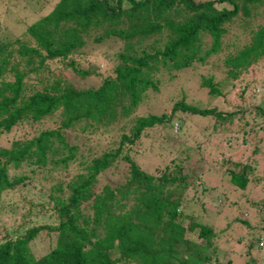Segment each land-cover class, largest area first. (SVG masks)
Segmentation results:
<instances>
[{"label": "trees", "instance_id": "trees-1", "mask_svg": "<svg viewBox=\"0 0 264 264\" xmlns=\"http://www.w3.org/2000/svg\"><path fill=\"white\" fill-rule=\"evenodd\" d=\"M30 1L15 0L26 16ZM40 10L18 34L0 22V199L44 183L28 202L46 221L0 228V264H232L238 241L243 264H264V195L242 198L235 221L246 228L230 248L188 208L204 210L211 190L218 204L236 189H264L260 147L231 158L238 132L245 145L255 125L264 130V0H55ZM194 65L213 70L198 76L208 96L238 84L260 92L258 103L224 111L180 98L170 111L145 110L161 73ZM184 115L207 120L198 134L211 160L197 155L199 140L197 153L151 140L160 128L188 138ZM39 236L48 248L35 255Z\"/></svg>", "mask_w": 264, "mask_h": 264}, {"label": "rangeland", "instance_id": "rangeland-1", "mask_svg": "<svg viewBox=\"0 0 264 264\" xmlns=\"http://www.w3.org/2000/svg\"><path fill=\"white\" fill-rule=\"evenodd\" d=\"M55 0H31V12H33L32 16H26L25 15V8L17 4L15 0H2V5L0 6V15L2 14L1 18V26L4 28L5 31H10L13 34H18L20 31L24 29V27L29 24L36 16L38 15L35 10H38L40 8L41 12L48 11ZM29 2V3H30ZM34 3V5H33ZM33 5V6H32ZM87 65V63H86ZM213 71L212 68L202 66V65H194L193 67H189L188 69H182L179 71H173L171 72V75L167 72L161 73V83L159 90L156 92H150L148 94V97L145 98L143 101L145 104L143 105L145 107V110L152 111L155 113H160L161 111H170L171 106L173 102L177 99L183 98L185 102L192 103L194 105H198L200 107H211L216 106L218 109L229 111L233 110L237 107H250L253 103H258V97L261 96V93H257L255 91L252 92L250 90H247L246 92H241V87L237 84L235 87L233 86L231 88L230 84L223 87L222 86V94L220 96H208L206 93V88L199 87L198 82V76L200 74H207L209 72ZM264 71V70H263ZM68 76L71 75L69 71L65 72ZM251 77H254L255 80H257L260 76L259 74H252ZM260 79V78H259ZM252 85L249 84V88ZM257 87V86H255ZM260 87V86H258ZM264 99L260 101L261 104L264 105ZM188 124H191L192 127H190L189 130V136L188 138H182V137H174L170 133L166 132L164 129H156L155 132L152 134L151 140L154 141L155 145L158 148H161V146L166 147L165 152L169 151L168 147L174 146L173 144H178L179 148L176 150H173V152L179 151L180 148H184L186 146H192L190 150L192 152L197 153V150L193 147L197 142L200 143L202 149L200 153L197 155H201V157L207 158L206 161L211 160L213 157V148L206 147L205 150L203 149V145L201 144L204 140L202 136H199L198 132L204 127V124L206 123V119H196L192 118V116L184 115V117ZM246 118L248 120H251V128L254 126L253 120L251 119L250 115L247 113V111H244L243 119ZM212 119V118H211ZM242 119V121H243ZM242 121H237L236 125L239 128L245 127L249 128V126L243 125ZM207 126V124H206ZM258 125L254 126V130L249 131L247 142L248 144L243 145L240 141L241 137V131L238 132V136L236 137V141L239 142V146L237 144L233 145V149L235 148L234 152L231 154V158H233L236 161L245 160V158L248 159L250 157V149L257 147L261 149L260 154L258 155V159L262 161L258 168H256V172L260 175H262V169H264V149L262 146H264V130L257 127ZM177 125L174 124L173 128H176ZM208 129V128H207ZM209 131V130H207ZM205 131V132H207ZM150 140V141H151ZM199 140V141H198ZM224 140V139H223ZM4 140H2L3 142ZM186 143V144H185ZM234 143V140L232 141ZM236 143V142H235ZM189 148V147H188ZM199 152V151H198ZM197 155H194L196 157ZM147 158L144 160V165L146 168H150V165L146 162ZM213 163V162H212ZM263 166V167H262ZM74 171H67L62 172L61 174L66 175L67 173L73 174ZM56 174L54 173L53 176ZM58 175V174H57ZM41 182L38 183V187L43 186ZM34 187V186H33ZM28 188L25 190V188H21L18 190L19 192H16L14 198L8 199L6 196L4 199H0V228H3L5 225H9L10 223L14 221V223L19 224L20 221H22V217L25 220L24 225H31L35 223H44L46 221L45 219L42 220V218H39V220L33 219V214H31V210H35L34 206L31 208L29 207V201L34 199L35 192L38 189L37 185L33 188ZM222 188V187H221ZM223 189V188H222ZM230 191V190H229ZM233 193H229L228 197L224 201H216L218 204L212 203V197L216 196V190L210 191L209 195L212 197H206L204 210H201V206L199 201L197 202H189V207L192 208L195 211V214L199 215L201 220L208 222L214 226V229L218 232V236L216 238V241L227 248H230L231 242L229 241L231 238L234 240L235 237H237L243 230L246 228L239 221H235V216L239 215L241 213L240 211L242 208H244L243 200L242 198L244 195L249 194V196H245L248 199H252L254 196H262L264 195V189H258V190H247V191H239L236 189L235 191H232ZM251 193H253V197L251 196ZM252 197V198H251ZM255 198V197H254ZM211 199V200H210ZM214 199V198H213ZM238 200L240 202L239 204H233V201ZM27 202V203H25ZM242 202V203H241ZM17 203V206L15 207V210H13L14 215L11 213H6L4 210L8 207H13ZM32 203L36 204L38 207L37 209H40V205L35 202V200L32 201ZM30 208V209H29ZM43 209V207H41ZM235 208V210H234ZM241 208V210H240ZM204 211V214L202 215V212ZM246 218L248 217L249 220L251 218L249 217L252 210L250 209H244ZM30 213V214H29ZM238 213V214H236ZM25 215V216H24ZM32 216V221L28 220L27 218ZM35 215V213H34ZM202 215V216H201ZM31 218V217H30ZM45 218V217H43ZM260 218V217H259ZM258 218V219H259ZM254 221V219H252ZM2 235L0 230V236ZM48 248L47 242L45 241V238H41L40 236L33 239L30 242V249L31 252H33L35 255H39L41 253L46 252ZM231 248L235 249L237 251L236 254H232L231 258L233 259L232 264H243V258L240 256V253L242 250H244L243 244L239 241L236 243H233L231 245ZM240 252V253H239ZM261 256V255H260ZM223 264H226L223 262Z\"/></svg>", "mask_w": 264, "mask_h": 264}]
</instances>
